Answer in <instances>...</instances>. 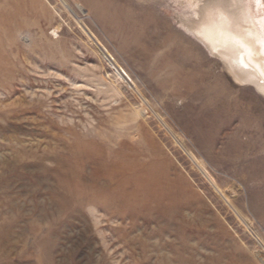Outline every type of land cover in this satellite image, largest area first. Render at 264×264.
Listing matches in <instances>:
<instances>
[{
    "label": "rangeland",
    "instance_id": "1",
    "mask_svg": "<svg viewBox=\"0 0 264 264\" xmlns=\"http://www.w3.org/2000/svg\"><path fill=\"white\" fill-rule=\"evenodd\" d=\"M219 15L264 36V0H0V264H264V75Z\"/></svg>",
    "mask_w": 264,
    "mask_h": 264
},
{
    "label": "bare ground",
    "instance_id": "2",
    "mask_svg": "<svg viewBox=\"0 0 264 264\" xmlns=\"http://www.w3.org/2000/svg\"><path fill=\"white\" fill-rule=\"evenodd\" d=\"M213 22L209 30L206 29V38L215 44L216 50L227 53L237 65H242L248 74H258L262 77L261 74L264 75V36L260 32L261 29L259 30L254 23L246 24L248 30L244 31L229 29V20L224 15H219ZM260 25L264 28L263 21Z\"/></svg>",
    "mask_w": 264,
    "mask_h": 264
}]
</instances>
